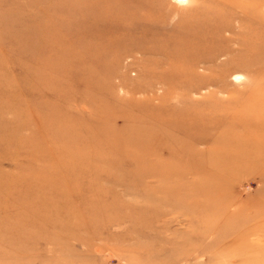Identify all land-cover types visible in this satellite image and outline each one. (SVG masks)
Instances as JSON below:
<instances>
[{"label": "rangeland", "instance_id": "rangeland-1", "mask_svg": "<svg viewBox=\"0 0 264 264\" xmlns=\"http://www.w3.org/2000/svg\"><path fill=\"white\" fill-rule=\"evenodd\" d=\"M258 45L264 0H0V264H264V155L211 166Z\"/></svg>", "mask_w": 264, "mask_h": 264}, {"label": "bare ground", "instance_id": "bare-ground-1", "mask_svg": "<svg viewBox=\"0 0 264 264\" xmlns=\"http://www.w3.org/2000/svg\"><path fill=\"white\" fill-rule=\"evenodd\" d=\"M260 51H263V55H264V46L263 47L261 45L256 46L254 51L251 53L254 56L264 59V57H262V55L259 54ZM220 129L222 131L226 130L229 133L235 131L237 133L241 132L242 134H249L250 131L255 130L261 134L262 138H264V124H259L254 127L250 124L247 125V123L245 122L234 121V123L232 122L228 126L221 125ZM239 129L242 131H240ZM214 142H218L217 145L221 144V147L216 152H219L220 154L224 153L226 157L223 156L220 159H216V158L212 159L211 166L213 165L214 167H218V168L223 167L228 171L238 169L239 167L242 166V164L245 163V161L248 162L251 161L252 160L251 154L264 155V144H256L255 146L254 145L251 146L248 142V139L245 136L240 137V134L237 137L229 136V134L228 137L226 135L224 136L219 135L218 138L214 140ZM252 162L255 164L254 159L252 160ZM258 165H260V163Z\"/></svg>", "mask_w": 264, "mask_h": 264}]
</instances>
